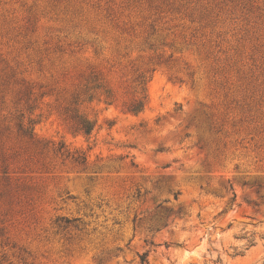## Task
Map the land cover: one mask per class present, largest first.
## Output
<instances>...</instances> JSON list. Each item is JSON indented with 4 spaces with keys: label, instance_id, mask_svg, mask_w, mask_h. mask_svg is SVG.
Segmentation results:
<instances>
[{
    "label": "rangeland",
    "instance_id": "374dc122",
    "mask_svg": "<svg viewBox=\"0 0 264 264\" xmlns=\"http://www.w3.org/2000/svg\"><path fill=\"white\" fill-rule=\"evenodd\" d=\"M143 254L264 264V0H0V264Z\"/></svg>",
    "mask_w": 264,
    "mask_h": 264
},
{
    "label": "trees",
    "instance_id": "16d2710c",
    "mask_svg": "<svg viewBox=\"0 0 264 264\" xmlns=\"http://www.w3.org/2000/svg\"><path fill=\"white\" fill-rule=\"evenodd\" d=\"M142 107L138 106L137 108H135L133 110L134 113H139L142 111ZM82 130L83 132H85V134H87L88 136L92 134L93 132V128L90 125V123L88 121L83 122V126H82ZM67 224H71L72 221L71 220H66ZM140 260H141V264H147V254H143L142 256H140Z\"/></svg>",
    "mask_w": 264,
    "mask_h": 264
}]
</instances>
